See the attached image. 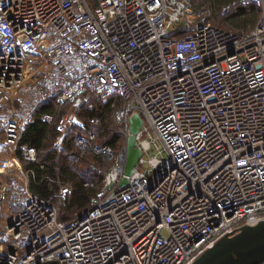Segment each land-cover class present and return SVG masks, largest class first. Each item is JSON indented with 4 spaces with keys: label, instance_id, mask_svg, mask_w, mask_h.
I'll return each mask as SVG.
<instances>
[{
    "label": "built area",
    "instance_id": "obj_1",
    "mask_svg": "<svg viewBox=\"0 0 264 264\" xmlns=\"http://www.w3.org/2000/svg\"><path fill=\"white\" fill-rule=\"evenodd\" d=\"M194 1L0 0V135L15 154L49 101L115 98L124 149L131 117L143 118V155L126 187L124 149L94 143L93 132L77 136L81 154L106 165L93 167L104 177L89 208L69 220L33 193L29 169L7 159L0 264H192L264 219V0H242L260 9L247 34L215 25L211 5ZM74 124L70 110L61 135ZM153 145L167 157L146 158ZM23 158L38 153L24 146ZM72 191L67 182L59 195Z\"/></svg>",
    "mask_w": 264,
    "mask_h": 264
},
{
    "label": "trees",
    "instance_id": "obj_2",
    "mask_svg": "<svg viewBox=\"0 0 264 264\" xmlns=\"http://www.w3.org/2000/svg\"><path fill=\"white\" fill-rule=\"evenodd\" d=\"M194 2L195 6L209 3L213 8L215 25L222 24L242 34L251 32L260 15L256 4H244L242 0ZM114 99L105 101L91 97L88 102L62 103L55 100L43 103L32 115L17 142L15 156L25 169L30 170L31 190L38 197L54 202L59 208L61 220H69L76 214L85 212L104 177L103 168L98 171L93 167H103L106 161L92 152L82 155L76 145L77 136L93 132L96 134L94 143L100 146L111 145L117 154L124 149L125 132L115 125L112 118ZM70 110L75 124L67 134L61 135L58 128L60 120ZM45 113L53 116L52 123L42 119ZM24 146L35 148L38 153L36 162L24 160ZM67 182L73 185V191L71 195L61 198L60 187Z\"/></svg>",
    "mask_w": 264,
    "mask_h": 264
},
{
    "label": "water",
    "instance_id": "obj_3",
    "mask_svg": "<svg viewBox=\"0 0 264 264\" xmlns=\"http://www.w3.org/2000/svg\"><path fill=\"white\" fill-rule=\"evenodd\" d=\"M142 124V116L135 113L130 119L131 134L121 158L125 162L122 169L125 176L120 183L122 187L128 185L129 176L134 173L143 155L136 139ZM192 264H264V219L255 224H244L237 231L223 236Z\"/></svg>",
    "mask_w": 264,
    "mask_h": 264
},
{
    "label": "rangeland",
    "instance_id": "obj_4",
    "mask_svg": "<svg viewBox=\"0 0 264 264\" xmlns=\"http://www.w3.org/2000/svg\"><path fill=\"white\" fill-rule=\"evenodd\" d=\"M219 26L226 28V29H232V28L224 26L222 24H219ZM232 30H234V29H232ZM153 134H154V136L156 135L154 133V131H153ZM4 140L5 139L3 138V136L0 135V163H1L0 167L4 164V162L6 163L7 159L10 158L11 156H12V159H11L10 163L15 165L16 163L20 162V160L16 159L15 150L13 148H9V146H7V144ZM157 142L160 145V148H163L162 142L160 140H157ZM155 154H158V156L160 158H166L167 157V154L165 152H163L162 154L158 153V149L155 147V145H153L152 149L149 151V154L146 155V158H148L149 156L155 155ZM124 163H125L124 160L121 159L120 160V168L121 169H123ZM148 166H149L148 164H142V165H140V169L148 168ZM164 234H167V232H164Z\"/></svg>",
    "mask_w": 264,
    "mask_h": 264
},
{
    "label": "crops",
    "instance_id": "obj_5",
    "mask_svg": "<svg viewBox=\"0 0 264 264\" xmlns=\"http://www.w3.org/2000/svg\"><path fill=\"white\" fill-rule=\"evenodd\" d=\"M6 144H7V143H6ZM7 146H9V145L7 144ZM3 179H5V177H4V175L0 172V181L3 180Z\"/></svg>",
    "mask_w": 264,
    "mask_h": 264
},
{
    "label": "snow or ice",
    "instance_id": "obj_6",
    "mask_svg": "<svg viewBox=\"0 0 264 264\" xmlns=\"http://www.w3.org/2000/svg\"><path fill=\"white\" fill-rule=\"evenodd\" d=\"M78 123V122H77Z\"/></svg>",
    "mask_w": 264,
    "mask_h": 264
}]
</instances>
